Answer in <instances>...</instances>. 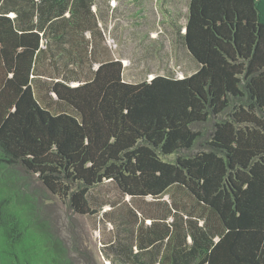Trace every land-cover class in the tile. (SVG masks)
Returning <instances> with one entry per match:
<instances>
[{
  "label": "trees",
  "instance_id": "trees-1",
  "mask_svg": "<svg viewBox=\"0 0 264 264\" xmlns=\"http://www.w3.org/2000/svg\"><path fill=\"white\" fill-rule=\"evenodd\" d=\"M5 1L0 264H73L55 201L97 215L110 264H264V0H189L172 22L198 64L144 79L98 0ZM87 26L108 50H72ZM56 37L59 59L36 70Z\"/></svg>",
  "mask_w": 264,
  "mask_h": 264
},
{
  "label": "rangeland",
  "instance_id": "rangeland-1",
  "mask_svg": "<svg viewBox=\"0 0 264 264\" xmlns=\"http://www.w3.org/2000/svg\"><path fill=\"white\" fill-rule=\"evenodd\" d=\"M98 4L107 21L108 43L124 58L128 78L144 79L153 72L176 75L177 70L183 75L198 64L172 22L184 24L189 0H98ZM55 202V224L65 236L73 264H110L97 215L78 214Z\"/></svg>",
  "mask_w": 264,
  "mask_h": 264
},
{
  "label": "crops",
  "instance_id": "crops-1",
  "mask_svg": "<svg viewBox=\"0 0 264 264\" xmlns=\"http://www.w3.org/2000/svg\"><path fill=\"white\" fill-rule=\"evenodd\" d=\"M2 1L3 0H0V5L1 4H3L2 3ZM7 1V0H6ZM5 1V2H6ZM9 3L10 4H12V1L11 0H9ZM21 3H23L22 1H21ZM39 3L37 2V5H38ZM13 5V4H12ZM55 6H56V8L55 9H53V12H58V7H57V5L56 4H54ZM94 6V8H96L97 10H98V12H99V21L101 20H103L104 21V19H102L101 17H102V9H101V11H100V9H98V7H99V4L98 3H94L93 4ZM6 10H8L9 11V13H10V15L11 16H14V15H16V12L13 10V8L11 7L10 9H6ZM66 10V9H65ZM81 10V9H80ZM22 13V19H28L26 16H25V14H24V12L22 11L21 12ZM55 13V14H56ZM36 14V16H35V18H37L38 19V17H37V15H40L39 13H35ZM70 14V12H67L66 13V15H69ZM49 15H53V14H49ZM41 16V15H40ZM42 17V16H41ZM44 19L46 20V23L48 24L49 23V19L48 18H46V16L44 17ZM89 26H87L84 30L83 29H77V35H76V38H75V40H74V37L70 40V42H69V46L72 48V50L73 51H75V53H77V54H79V52L81 51L80 50V46L81 45H84L85 46V48H84V50H83V52H86V50H87V46H88V43L91 45V47L93 46L94 48H98V47H100V48H104V50H108L107 49V47H103L104 46V41H103V38L102 37H100V35H99V33L97 32V41H94V39H92L91 38V35H92V31L91 30H89ZM88 38H91L90 39V41H88L87 39ZM82 39L84 40V42L82 41ZM52 49H46V52L45 53H40L39 54V57H38V65H36V70H41V68L43 67V65L45 64V63H49V62H52L53 64H54V62L53 61H57L58 59H59V56L61 55V53H62V50H61V46H62V44H61V42H60V39H59V37H56V38H54L53 39V43H52ZM75 48V49H74ZM88 51V50H87ZM61 59H64L63 58V56L62 57H60ZM96 66H97V61H96ZM50 69L52 70V71H55V73H57V74H52V75H49V74H47V75H49V76H45L44 74H42L41 76H43V77H48V79H50L51 78V76L52 77H54V79H57V77H59V76H61V74H62V72L60 71V70H56V68L53 66V65H50ZM69 67H75V66H73V65H69ZM60 69V68H59ZM57 71V72H56ZM40 79H38L37 80V85L40 87L41 85V83H40ZM42 83H44L43 81H42ZM42 89V88H41ZM147 221V223H149L150 222V220L148 219V220H146ZM157 264H160L159 262H157Z\"/></svg>",
  "mask_w": 264,
  "mask_h": 264
}]
</instances>
